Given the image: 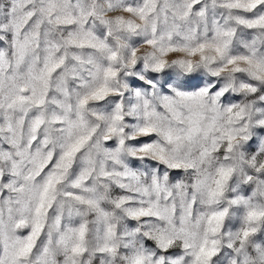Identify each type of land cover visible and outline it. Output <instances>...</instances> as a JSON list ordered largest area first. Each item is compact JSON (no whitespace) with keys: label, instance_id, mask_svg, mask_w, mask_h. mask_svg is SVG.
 <instances>
[{"label":"snow or ice","instance_id":"obj_1","mask_svg":"<svg viewBox=\"0 0 264 264\" xmlns=\"http://www.w3.org/2000/svg\"><path fill=\"white\" fill-rule=\"evenodd\" d=\"M0 264H264V0H0Z\"/></svg>","mask_w":264,"mask_h":264}]
</instances>
